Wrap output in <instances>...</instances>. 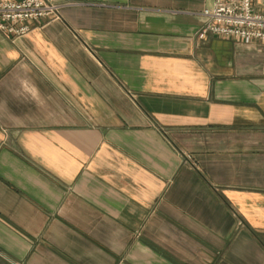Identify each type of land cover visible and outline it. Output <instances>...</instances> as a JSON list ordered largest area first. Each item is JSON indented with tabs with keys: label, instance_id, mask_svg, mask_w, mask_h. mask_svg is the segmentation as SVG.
<instances>
[{
	"label": "crops",
	"instance_id": "1",
	"mask_svg": "<svg viewBox=\"0 0 264 264\" xmlns=\"http://www.w3.org/2000/svg\"><path fill=\"white\" fill-rule=\"evenodd\" d=\"M50 1L0 34V264H264V41L199 39L208 0Z\"/></svg>",
	"mask_w": 264,
	"mask_h": 264
},
{
	"label": "built area",
	"instance_id": "2",
	"mask_svg": "<svg viewBox=\"0 0 264 264\" xmlns=\"http://www.w3.org/2000/svg\"><path fill=\"white\" fill-rule=\"evenodd\" d=\"M208 1L211 6L202 13L208 24L199 39L209 34L245 44L264 41V16L253 10L252 0ZM59 10L60 6L50 0H0V34L11 42L22 39L34 23L58 19Z\"/></svg>",
	"mask_w": 264,
	"mask_h": 264
}]
</instances>
